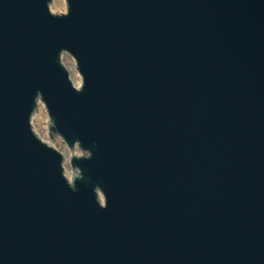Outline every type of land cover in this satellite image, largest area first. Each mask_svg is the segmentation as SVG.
Segmentation results:
<instances>
[{
    "label": "water",
    "instance_id": "water-1",
    "mask_svg": "<svg viewBox=\"0 0 264 264\" xmlns=\"http://www.w3.org/2000/svg\"><path fill=\"white\" fill-rule=\"evenodd\" d=\"M51 1L0 0V264H264V0Z\"/></svg>",
    "mask_w": 264,
    "mask_h": 264
},
{
    "label": "rangeland",
    "instance_id": "rangeland-1",
    "mask_svg": "<svg viewBox=\"0 0 264 264\" xmlns=\"http://www.w3.org/2000/svg\"><path fill=\"white\" fill-rule=\"evenodd\" d=\"M48 8L50 12L55 14L65 13L66 12L65 0H52L51 3L48 5ZM61 63L67 69L69 73V78L73 83V85L75 81L79 80V84H78L79 86L81 84L80 83L81 78L75 69V62L73 58L68 54L64 53L61 55ZM48 125H49V120L45 108L43 104L40 101H38L35 111L31 117L32 130L41 141L48 143L50 146H52L54 149H56L58 152H60L63 155L64 161L62 166L64 172L69 175L68 176L69 180H71L72 175L76 174V171H74L71 168V164H70L71 157H73L74 155L81 156L83 152H81V150H79L77 146L69 149V147L66 146V144L62 141V139L58 136H55L54 138L51 139L48 135V131H49Z\"/></svg>",
    "mask_w": 264,
    "mask_h": 264
},
{
    "label": "bare ground",
    "instance_id": "bare-ground-1",
    "mask_svg": "<svg viewBox=\"0 0 264 264\" xmlns=\"http://www.w3.org/2000/svg\"><path fill=\"white\" fill-rule=\"evenodd\" d=\"M78 84H79V80L75 81L74 85L78 86ZM64 174L67 177V179H69V177H68L69 175L67 173H65V172H64Z\"/></svg>",
    "mask_w": 264,
    "mask_h": 264
}]
</instances>
